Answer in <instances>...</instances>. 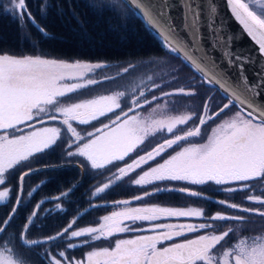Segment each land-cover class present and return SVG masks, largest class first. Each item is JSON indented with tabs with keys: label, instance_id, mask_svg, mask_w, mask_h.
Segmentation results:
<instances>
[{
	"label": "snow or ice",
	"instance_id": "1",
	"mask_svg": "<svg viewBox=\"0 0 264 264\" xmlns=\"http://www.w3.org/2000/svg\"><path fill=\"white\" fill-rule=\"evenodd\" d=\"M227 3L264 56V0H227ZM89 6L100 15L111 11L117 12L122 19L128 16L140 18L146 29L161 38L163 47L169 53L181 58L200 75V84L219 89L227 103L213 109L212 97L208 96L199 114L189 110L178 115L169 114L176 110L174 97H194L198 94L195 83L161 91L159 96L153 94L151 99L143 88L136 85L131 95L125 89L68 102L71 100L70 94L104 80L115 81L130 70H135L138 65L129 63L120 66L112 75L95 79L89 74L108 69L106 62H67L38 55L0 53V206L12 204L7 216L0 221V264H31L30 257L25 253H17V245L35 249L61 238L68 241L87 238L79 244L67 243L66 249H74L87 244L89 240L99 241L118 233L144 231L125 225L124 221L155 222L172 217L203 218L204 222L153 223L149 230L154 234L117 239L112 247L94 248L83 259L70 258L66 250L53 254L50 247H44L36 255L46 264H264V233L240 235L241 231H248L246 226L251 222L250 216L264 219V207H245L220 200L217 203L236 210L238 214L216 213L212 216H205L204 211L198 208L159 205L127 207L133 201H142L160 192L202 196L201 192L188 187L160 188L159 183L165 181H181L190 185H229L221 190L229 193L247 191L246 201L264 206V189L259 194H253L256 192L255 182L264 185V70L256 73L258 80L252 83L244 74V65L250 62L249 58L225 52L229 66L236 67L239 73L238 78L233 79L214 59L207 60V51L199 56L194 54L204 47L202 28L205 23L210 32H216L217 7L214 0H90ZM177 6L183 10L180 25L175 24L171 15ZM47 8L45 0L40 8L43 17L47 15ZM0 10L19 21L21 27L27 16L42 35H49L32 15L28 0H7L6 4L0 5ZM182 32L187 33L188 39L181 35ZM222 39L217 36L216 42ZM147 79L152 80L153 77L148 76ZM172 79L177 78L173 76ZM160 87V84L153 83L148 90ZM163 97L168 99L156 103L148 118L137 111ZM122 100L128 104L126 110L121 106ZM232 107H236L237 111L227 115L226 110ZM117 109L120 111L116 112ZM108 113H115V119L109 118V123L95 131L82 135L73 126L74 122L89 125ZM221 114L227 118H221ZM48 121H59L60 126L36 127L37 124L46 125ZM209 121L215 122V126L209 125ZM20 125L32 131L25 133ZM157 133L164 137L158 144L147 151L141 147ZM61 144L65 145L64 155L67 158H83L95 170L115 169L112 178L97 187L93 195L123 187L126 177L136 186L154 187L152 191L145 190L131 200L115 201L114 206L125 207L103 216L97 226L75 228L74 225L83 215L78 213L61 231L37 239L32 238L30 232L34 226L38 227V212L44 203L42 200L25 218L19 233L10 232V225L24 204L21 197L24 195L25 178L39 169L20 171L14 203L12 189L7 186L12 170L23 169L24 163L37 154L52 151ZM177 147L178 151L175 150ZM169 149L173 151L169 153ZM165 153H168L167 158H164ZM158 157L160 160H157ZM151 161H156L155 166L149 163ZM144 165H148L146 170ZM137 169L140 171L137 172ZM132 173H135V177ZM233 184L238 186L231 187ZM37 188L26 195L31 197ZM70 191L52 199L60 201ZM55 207L64 211L60 203ZM216 221L225 222L226 225L231 222L234 226L218 231ZM188 233L199 234L194 238L166 243L186 237ZM230 234L237 239L226 246L222 242Z\"/></svg>",
	"mask_w": 264,
	"mask_h": 264
},
{
	"label": "trees",
	"instance_id": "2",
	"mask_svg": "<svg viewBox=\"0 0 264 264\" xmlns=\"http://www.w3.org/2000/svg\"><path fill=\"white\" fill-rule=\"evenodd\" d=\"M44 2L45 0H28V6L37 22L47 30L48 36L42 35L37 27L28 20L27 16L23 22V27H21L19 21L13 19L11 15L3 14L0 10V53L108 62L138 60L166 52L154 34L149 32L144 23L137 17L128 16L122 19L117 12L111 11H105L102 15L97 14L89 6L90 0H46L48 4L47 15L43 17L40 8ZM188 69L193 72L189 67ZM196 77L200 78L197 74ZM207 89L220 95L216 89L209 86ZM220 96L224 99L222 95ZM225 101L227 102L226 99ZM64 149L65 145L61 144L52 151L37 154L29 162L24 163L23 169L12 170L13 174L7 186L12 189L13 203L15 193L18 190L20 171L68 162V158L64 155ZM80 167L75 164L69 165V167H48V169L37 171L26 177L22 197L24 204L18 209V214L10 225V229H17L13 230L16 232L21 229L25 223V218L32 213L31 211L38 199L58 194L67 189L73 191L67 198L61 200L65 204L64 211L55 209L49 213L46 212L40 218L45 206L60 201L45 203L39 210L38 227L34 226L31 229L30 235L32 237L40 234L49 236L60 231L83 207L92 204L86 198L88 195L86 188L91 186L93 177L88 172L84 174ZM81 178L83 179L81 180ZM79 180L81 183L77 185ZM127 186L124 183L123 187H115L114 191L125 194L122 195L123 197H128L131 194V191H128L131 185ZM33 188H37V190L31 197H28L27 192ZM113 198L109 195L107 199L103 200H116ZM11 207V203L7 206H0V221L7 216ZM105 207L93 208L92 211L84 214L74 226L80 224L93 225L97 215H102L104 210H108Z\"/></svg>",
	"mask_w": 264,
	"mask_h": 264
},
{
	"label": "rangeland",
	"instance_id": "3",
	"mask_svg": "<svg viewBox=\"0 0 264 264\" xmlns=\"http://www.w3.org/2000/svg\"><path fill=\"white\" fill-rule=\"evenodd\" d=\"M7 0H0V5L2 4H6ZM26 20V16L24 17L23 22ZM8 54V53H7ZM10 55H13L10 53ZM18 56V55H15ZM21 56H25V55H21ZM31 56V55H29ZM32 56H37V55H32ZM39 56V55H38ZM43 57H47V56H43ZM47 58H52V57H47ZM52 59H57V58H52ZM57 60H63V61H67V62H74V61H82V62H106L109 65L108 69L105 70H97V73L92 74L90 73V76H93V78L95 79H102V77L104 75H112L114 74L120 66H126L129 63H134L136 65H138V67L135 70H130L129 73H125L123 75L122 78H118L115 81H110V80H104L101 83H98L96 85H92L89 86L88 88L85 89H81L79 90L77 93H73L70 94L71 96V100L68 102H75L81 99H91L94 98L98 95H107L110 94L114 91H123L125 89H127L129 95L132 94V89L136 87V85H139V88H143L146 92V95L148 96L149 99H151V96L153 94H156L157 96L160 95L161 91H170L171 89H175V88H179V87H188L190 84H197V95L194 97H174L173 99L175 100V104H176V110L175 111H171L169 114L171 115H178L180 113L185 112L186 110L189 111H195L197 112V114H199V112L202 109V105L204 103V100L206 97L211 96L212 97V102H211V107L213 109H218L220 106H222L224 103H226L225 99H223L222 97H219V95H216L215 91L212 90H208V86L206 85H202L200 84V78L196 77L193 72H191L188 69L187 64H185L183 61H181L179 58H177L176 56L168 53V52H164L161 55H152L151 57L148 58H141L138 60H122V61H102V60H97V61H92V60H83V59H76V60H68V59H57ZM178 70V71H177ZM148 76H152L153 79L152 80H148L147 77ZM173 76H175L177 79L173 80ZM141 81H143V83H141ZM153 83H158L161 85L160 88H155L152 89L151 91H149L148 89L151 88ZM139 88H137L136 90L139 91ZM67 100V98H65ZM167 97H163L160 101H154L153 104L151 105H145L143 108L138 109L137 111L140 113V115L144 116L145 118H148L152 112V108L155 107L156 103H163L164 100H167ZM121 106L126 110L128 107V104L125 103L124 100L121 101ZM120 110L117 109L116 112H119ZM235 111H237L236 107H232L228 110H226L227 115H231L232 113H234ZM109 118L115 119V113H108L107 116L101 117L98 120L92 121L89 125H77L74 122V127L77 128V131L80 132L82 135L85 134L86 132H92L95 131L96 128H102L104 124L109 123ZM221 118H227V116L225 114H221ZM220 118H218L219 120ZM218 122V121H217ZM192 122L190 121L189 124H191ZM209 125L211 126H215V122L213 121H209ZM25 125H20V127L24 130V132H30L32 131L31 128L25 129L24 128ZM43 126H60V122L59 121H49L47 122L46 125H37L36 127H43ZM183 127H187V126H183ZM206 128L208 127L207 125L205 126ZM16 134H21V133H16ZM164 137H162L159 133H157V135L155 137H149L148 140L145 141V144L142 145L141 147L144 148L146 151L151 149L156 143L160 142L161 139H163ZM175 150H179V148L177 147ZM173 150L169 149L168 152L171 153ZM140 154H144L143 152H140ZM135 153H133V157H135ZM168 153L164 154V158H167ZM157 160H160V158L158 157ZM130 162V161H129ZM162 162V161H161ZM62 163H66L68 164L65 167H69V165H74L76 164L77 166H81L82 170L84 172V174H86V172L90 173L91 177H93V181L90 184V187L86 188V193L87 195V200L88 202L93 203V201H102L103 199H107V197L113 196V199H121V197H123L122 195H125L123 193H118L116 191H114V189H109L104 193H100L99 195H93L95 189L97 187L102 186L104 183L108 182V180H110L112 178V172L115 171V169H100V170H95V169H91L88 164L83 160V158L80 157H71L68 158V162H62ZM152 166H155L156 161H151L149 162ZM123 166V165H121ZM80 167V168H81ZM145 170L148 168V165H144ZM137 172L140 171V169L136 170ZM81 176H82V171L80 172ZM133 177H135V173L131 174ZM80 176V177H81ZM83 178H81L82 180ZM81 180L78 181L77 185L81 183ZM130 186L131 188H129L128 191H131L130 196L133 195H137V194H141L147 190V191H152L153 189V185H146L143 188L136 186L134 184L131 183V181L126 177L125 181L123 182V185ZM171 184V183H170ZM172 185V184H171ZM127 186V187H128ZM175 186V188H179L178 185H173ZM9 187V186H8ZM76 187V186H75ZM74 187V189H75ZM134 187V188H133ZM159 187L160 188H174V187H167V185H165L163 182L159 183ZM2 190V189H0ZM68 190V189H67ZM66 190V191H67ZM118 194H116V193ZM179 195H181L180 193L178 194V192H160L157 193L155 195L152 196H148L147 198L145 197L144 200L139 201L140 204H151V205H159V206H164V207H170V206H174V207H178L177 204L181 201V199L179 198ZM23 197V195H22ZM188 197L189 196H185ZM125 198V197H123ZM22 199V198H21ZM24 202V201H23ZM60 203L62 205V207L65 206L64 202H62L60 200ZM57 203H50L49 205L45 206L42 209V214L40 215V218L43 217L45 215V213H49L50 211H53L56 209V204ZM191 203V200H190ZM125 206H111V207H105L108 208V210H104V212L102 213V215L100 218H98L99 216L97 215V217L94 219L96 222L93 225H86V224H80L77 226H74L75 228H81V227H86V226H97L98 222H102V217L105 215H109L111 214L112 211H115L119 208H122ZM173 208V207H171ZM179 208V207H178ZM189 208H193V206H190ZM180 209H184V208H180ZM92 211V210H91ZM38 221V220H37ZM142 221H137L135 223H132L131 221H124L125 225H130L133 228H136L137 226L141 225ZM146 222V221H144ZM232 225V224H231ZM13 230H17V229H10V232H15V233H19V231H13ZM135 232H125V233H118L116 235H114L113 237L109 238V239H101L99 241H91L89 240V242L87 244H83L82 247L84 246H90L91 248H83L87 249V252L93 250L94 248L96 249L97 247H99L100 245L104 244L106 241L107 242H114L117 239H125V238H132L133 236H135L134 234ZM43 235H38L36 237H40ZM32 237V236H31ZM36 237H32V238H36ZM87 239L86 237H82V238H76L73 239L72 241H67V242H73V243H81L82 240ZM64 240H67L66 238H62L58 241H54L51 242L50 245H45L42 247H38L35 249H40V248H44V247H50L52 248V252L54 249H56L57 247L62 246L64 243ZM66 242V243H67ZM35 249H28L27 247L21 248L19 245H17V253H25L28 257H30L31 259V263L32 264H38V256L36 255V252L34 251Z\"/></svg>",
	"mask_w": 264,
	"mask_h": 264
},
{
	"label": "water",
	"instance_id": "4",
	"mask_svg": "<svg viewBox=\"0 0 264 264\" xmlns=\"http://www.w3.org/2000/svg\"><path fill=\"white\" fill-rule=\"evenodd\" d=\"M214 3L217 7L216 32L215 33L210 32L206 23H205V26L202 28L204 47L200 50V52L194 53V54L199 56V55H203L204 51H207V53H208L207 60L211 61L214 59L216 61V63L222 69L227 71L233 77V79L238 78L239 73H238V70L236 67H230L229 66V64L227 62L228 57L225 56V52H230L232 54H239L241 56H246L249 58L250 62L245 63L244 74L247 75V77L249 78V80L252 83H256L258 80L256 73L261 71V70H264V56L261 55V53L259 51L258 44L256 43L255 40L252 39L251 36L248 35L247 31L243 28V26L235 18V16L231 12L230 6L227 3V0H214ZM182 12H183V10L179 6L175 7L174 10L171 12V15L174 17V22L177 25L182 24ZM138 19H140V18H138ZM141 22L143 23L142 20H141ZM148 31L154 34V36L158 40L159 44H161V47L165 51H167L163 47L161 38L155 32L151 31L150 29H148ZM181 35H183L185 39H188L187 33L182 32ZM217 36H221L224 39H222L219 43H217L216 42ZM170 54H172V53H170ZM195 74H197V73H195ZM217 90H219V89H217ZM219 92L221 93V95H223V93L220 90H219ZM24 128H28V127L25 126ZM67 165L68 164H66V163H61V164L55 165V166L54 165L38 166L37 168H33V169H39L38 171H40L43 169H48V167H50V168L54 167L55 168V167H59V166L62 167V166H67ZM35 172H37V171H35ZM35 172H33V173H35ZM63 192H66V191H63ZM61 193L62 192H60L59 194L42 197L38 200L37 203H39L40 201L43 200L44 203L42 205H44L45 203H47L49 201H56L55 199H52V197L59 196ZM131 199H132V197H125V198L117 199L114 201L103 200V201H99V202H93L92 204L87 205L86 207L82 208V210L79 211L78 213L85 214V213L93 210V208H95L96 205H100V207L112 206V205H114L115 201L131 200ZM133 202H136V201H133ZM42 205H41V207H42ZM85 210H87V211H85ZM117 211H120V210H117ZM38 214H39V212H38ZM77 214L74 215L72 217V219L74 217H76ZM72 219H70V220H72ZM78 221H79V219H78ZM67 224L65 226H67ZM51 235H53V234H51ZM43 237H45V236H43ZM37 239H39V238H37Z\"/></svg>",
	"mask_w": 264,
	"mask_h": 264
},
{
	"label": "flooded vegetation",
	"instance_id": "5",
	"mask_svg": "<svg viewBox=\"0 0 264 264\" xmlns=\"http://www.w3.org/2000/svg\"><path fill=\"white\" fill-rule=\"evenodd\" d=\"M219 97H221V96L219 95ZM158 143H156V144H158ZM149 150H151V149H149ZM163 183L165 185H167V187L169 186V187L175 188V186H173V185H178L179 188L188 187V188H191L195 191L201 192L202 196L197 197V196L187 195V196H189V198L185 197L186 194L178 192V194L179 193L181 194V195H179V198L181 199V201L177 204V206L179 208H184V209L189 208L190 206H193V208L202 209L205 213V216H212L216 213H222V214H227V215L238 214L236 212V210L231 209V208H227L225 205H221V204L217 203V201H220V200H225V201H229L231 203L241 204L245 207H264V206L256 205V204H253L249 201H246L245 196H247L249 194L247 191H239V192L229 193V192H225V191L221 190L222 187H229V185L218 186V185L211 184V183L207 184V185H190V184H186V182H181V181H165ZM230 186L231 187H237L238 185L233 184ZM255 187H256V192L253 194H259L260 191L262 189H264V185H262L259 181L255 182ZM72 191L73 190H71L69 192V194ZM67 197L68 196H66L65 198H67ZM190 200H191V203H190ZM142 206H152V205L148 204V203L147 204H140L139 201H136L135 203H131L127 207H142ZM170 207L178 208V207H174V206H170ZM249 220L251 222L248 223L246 226L248 231H241L240 232L241 236L264 233V219H261L258 216H256V217L250 216ZM202 222H204L203 218H187V217L162 218L161 220H158L155 222H149V221L144 222V221H142L141 225L137 226L136 228H142V229H144V231H135L134 234H135V236L154 234L152 231L149 230L153 223H166V224H187V223H191V224H198V223H202ZM231 224H232L231 222H229L228 225H226L225 222H222V221H216L215 222V226L218 229V231H225V230H227V226H234V224H232V225ZM198 234L199 233H188L186 235V237H179V238H176L175 241H168L166 243L179 242L180 240H183L185 238H194ZM236 239H237V237L230 234L229 237L226 238L225 242H222V243H225L226 246H230L232 243L235 242ZM67 241L68 240H64V242H63L64 244L62 246L54 249L52 253L55 254L58 251H65L66 250L67 255L70 258L83 259L86 256L85 252L87 251V249H84V250H82V249L83 248H88V249L91 248L90 246L86 245L84 247L80 246V247H77L74 249H66V245H67V243H69ZM114 242H107L106 241L104 244L100 245L96 249H99L102 247H112L114 245ZM43 250H44V248H40V249H35L34 251L37 253V252H42ZM38 264H46V261L43 260L40 256H38Z\"/></svg>",
	"mask_w": 264,
	"mask_h": 264
}]
</instances>
